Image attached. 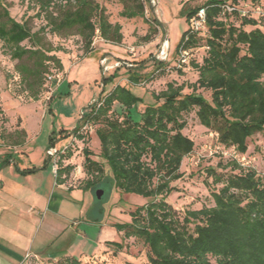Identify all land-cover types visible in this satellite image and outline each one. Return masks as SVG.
<instances>
[{"label": "trees", "instance_id": "obj_1", "mask_svg": "<svg viewBox=\"0 0 264 264\" xmlns=\"http://www.w3.org/2000/svg\"><path fill=\"white\" fill-rule=\"evenodd\" d=\"M21 1L35 8L34 16L43 23L33 30L29 18L16 20L6 1L0 0V41L31 100H38L45 91L49 74L63 69L57 54L60 48L47 34L78 35L84 56L95 49L92 43L97 37L114 44L124 39L121 22L111 20L98 0ZM257 4V0H205L193 7L182 5L179 12L189 27L176 46L175 63L159 62L144 80L171 70L183 76L185 70H191L193 78L167 80L161 91L153 93V103L137 110L138 119L132 116V109L140 98L121 84L81 113L82 124L95 126L100 160L92 159V152L83 147L86 177L80 188L95 190L106 181L112 191L148 199L130 211V222L114 227L125 238L134 237L146 245L149 264H264V177L255 169L243 167L236 158L218 161L203 170L209 204L179 215L166 201L175 189L171 182L182 177L183 158L194 148V141L182 131L185 115L193 112L221 146L241 155L247 151L248 139L257 133L264 135V16L252 13ZM118 5L120 18L142 19L148 24L142 40L151 41L156 29L146 18L145 1L118 0ZM200 9L204 10L203 28L194 30L190 19ZM183 50L188 52V60L178 66V54ZM128 80L138 84L141 77L131 74ZM186 87L189 91L184 92ZM203 92H209V97ZM80 130L77 124L72 132L82 138ZM8 135L11 146L22 145L27 138L24 128ZM50 141L53 145V138ZM71 156L68 147L55 155L59 184L72 168L63 163ZM102 214L100 206L95 219ZM110 244L121 248L120 243ZM36 259L29 256L28 264ZM78 262L62 255L54 264Z\"/></svg>", "mask_w": 264, "mask_h": 264}, {"label": "rangeland", "instance_id": "obj_2", "mask_svg": "<svg viewBox=\"0 0 264 264\" xmlns=\"http://www.w3.org/2000/svg\"><path fill=\"white\" fill-rule=\"evenodd\" d=\"M5 1L11 16L18 21L29 18L33 30L43 23L40 18L34 16L35 8H32L27 1ZM98 1L105 5L111 20L121 22L124 39L120 44L98 40L95 49L84 56L78 35L56 37L47 34L51 43L60 48L57 54L65 62L64 86L53 97L48 87L38 100H31L28 97L19 80H14L15 62L2 50L0 41V147L7 148L13 145L8 134L23 127L28 132V139L23 149L33 150L29 154L33 160H37L41 151L46 154L45 148L68 147L72 156L63 163H70L72 168L62 183L66 189L80 188L83 185L86 177L82 170L83 147H87L92 152V159L100 160L99 142L94 133L95 126L82 124L80 120L81 112L85 111L91 102L108 93L116 84H121L140 98L136 107L132 109V116L138 119L137 110L153 103V93L161 91L167 80L178 77L179 80L189 81L193 78L191 70H185V76L171 70L153 76L151 81L144 80V77L150 75L159 62L163 61L156 57L162 43L167 42L166 63H175L176 46L183 31L189 27L179 12L181 6L193 7L201 5L205 0H144L146 18L156 29V34L148 42L142 40V35L147 31V23L142 19L120 18L118 0ZM257 3L261 9H264V0H257ZM252 13L256 15L254 9ZM23 44L28 43L23 42ZM116 62H118L117 66ZM108 65L112 66L110 70H104V66ZM131 74L139 75L141 82L131 83L128 80ZM104 79L106 84L103 86ZM68 83H71L72 87L68 88ZM183 91L187 92L189 89L186 87ZM203 93L209 97V92ZM184 119L186 125L182 131L194 141V148L183 158L180 166L182 177L171 182L175 189L166 196V201L179 215L188 209L210 203L209 189L203 182L204 168L215 166L218 161L234 159L239 154L234 148L221 146L217 142V137L214 134L210 135L208 129L198 123L193 112L185 115ZM77 124L81 127L82 138H78L72 132ZM61 128L66 130L61 131ZM50 138L55 140L53 145ZM263 142L264 135L257 133L248 139L247 151L242 155L239 154L240 157L245 158L246 164L243 167L255 169L262 177H264ZM17 154V151L11 149L10 159L18 161ZM6 169L3 168L4 174ZM97 190H102L99 198ZM92 191L93 204L105 209L103 221L83 227L82 224L68 225L70 236L65 233V236L49 245V250L56 252L58 256L38 257L29 264H54L65 254L78 259V264H149L146 245L134 237L125 238L123 232L114 227L117 223L130 222V211L138 205L145 204L148 199L132 192L112 191L107 187L106 181L101 187ZM90 199L91 196L87 194L86 202ZM67 210L65 211L69 213L73 209ZM37 232H39L37 241L46 236L40 224ZM75 233L79 237L74 238ZM99 242L100 247H98ZM110 242L120 243L121 248ZM81 252H85L86 255H80Z\"/></svg>", "mask_w": 264, "mask_h": 264}, {"label": "crops", "instance_id": "obj_3", "mask_svg": "<svg viewBox=\"0 0 264 264\" xmlns=\"http://www.w3.org/2000/svg\"><path fill=\"white\" fill-rule=\"evenodd\" d=\"M62 64L60 72L63 78L51 84L52 97L64 86L66 73L63 60ZM70 87L72 84L68 83ZM64 130L66 128H61V131ZM25 132L27 138L22 145L0 147V264H28L29 256L57 257L56 252L49 250V245L65 233L70 236L68 225L82 224L83 227L104 219V208L101 218L95 219L94 212L100 206L93 204L92 190L66 189L63 184L57 183L53 165L43 151L37 160L30 157L33 150L23 149L28 139V132ZM11 149L17 151L18 161L10 159ZM3 168H7L5 174ZM87 194L91 196L88 202ZM69 208L73 209L69 212L72 216L65 211ZM38 224L43 226L46 236L37 241ZM77 237L79 235L75 233L74 238ZM80 255L86 254L81 252Z\"/></svg>", "mask_w": 264, "mask_h": 264}, {"label": "built area", "instance_id": "obj_4", "mask_svg": "<svg viewBox=\"0 0 264 264\" xmlns=\"http://www.w3.org/2000/svg\"><path fill=\"white\" fill-rule=\"evenodd\" d=\"M254 12L259 15V16H264V9H261L259 6L254 8ZM242 14H246V11L243 10ZM203 23H204V10L200 9L197 13V15L195 17H192L190 19V27L194 30H199L203 28ZM98 40H101L100 38H95L92 45L96 44V42ZM167 42H164L161 44L159 51L157 52L156 57L162 59L163 61L167 59ZM188 60V52L183 50L180 51L178 54V61H177V65L180 66L183 63H186ZM118 65V62H116V66ZM112 66L108 65V66H104V70H110ZM14 80H19V75L17 73H15V75L13 76ZM63 78V74L61 72H55L53 74H49L47 76V83L46 86L49 88V90H52L51 88V84L53 82H60V80H62ZM52 92V91H51ZM82 113V112H81ZM212 135V134H210ZM58 149L53 148L52 146L49 147L46 151L47 157L50 159V161L52 162L53 165V170L55 172L56 170V166H55V155L57 153ZM235 158L242 164L245 165L246 162H244V157L241 156L239 154H237L235 156Z\"/></svg>", "mask_w": 264, "mask_h": 264}, {"label": "water", "instance_id": "obj_5", "mask_svg": "<svg viewBox=\"0 0 264 264\" xmlns=\"http://www.w3.org/2000/svg\"><path fill=\"white\" fill-rule=\"evenodd\" d=\"M81 117V116H80ZM97 197L99 198L102 195V190H97Z\"/></svg>", "mask_w": 264, "mask_h": 264}]
</instances>
